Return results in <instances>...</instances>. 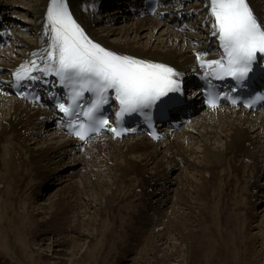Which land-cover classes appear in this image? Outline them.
Segmentation results:
<instances>
[{"label": "bare ground", "instance_id": "1", "mask_svg": "<svg viewBox=\"0 0 264 264\" xmlns=\"http://www.w3.org/2000/svg\"><path fill=\"white\" fill-rule=\"evenodd\" d=\"M25 1L28 5L26 14L34 21L30 28L40 32L47 0H23V3ZM251 2L264 19V0ZM0 6L5 12L0 11L6 14L8 8L15 7L8 0H0ZM120 16V20L109 26L91 27L92 33L117 50L171 62L183 72L195 66L191 46L201 39V27L195 28L197 33H186L184 37L183 33L154 18L136 20L125 13ZM205 22L209 25L208 34L212 31L208 16ZM14 27L19 28V25L14 23ZM147 33L150 34L144 40ZM16 37L28 48L21 51L20 43L14 46L16 50L12 48L21 56L19 60L29 50L33 53L40 48L39 42L29 40L21 32ZM203 38L208 39L207 36ZM9 51L7 48L0 52V64L14 68L19 62L9 55ZM38 116L39 110L0 96V166L4 170L0 178L10 190L8 200L16 208L14 210L22 208L20 212L26 213L27 219L32 222L48 217L54 219L61 211L58 199L50 201L49 198L42 206L37 203L39 206L34 207L31 198H37L35 191L38 188H48L50 184L57 192L64 184L60 181L66 176L62 181L75 182L70 183L67 191L60 190L63 192L57 196L67 204L70 213L66 230H78L77 235L89 243L93 240L86 228L96 224L91 215L99 211L108 214L107 206L120 207L130 203L134 207L128 214L135 216L133 222L138 224L137 227H127L130 221L125 219L113 224L119 225V230L130 228L129 235L134 234V239H138L135 240L137 247L133 244L124 246V254L118 258L114 256L119 264H133L137 260L144 264H214L217 258H221L217 262L222 264H247L248 260L264 264V209L259 214L254 212L258 202L264 200V188L261 187L264 181L255 183L258 177L264 178V111L255 114L233 109H224L218 114L202 112L191 124L161 142L155 143L141 135L122 141L102 139L83 153L74 152V141L53 124H48V118L44 120ZM42 129H45L43 134L40 133ZM77 162L81 165L88 162L78 179L70 171ZM174 170L180 171V182L172 196V187L174 189L173 184H176L172 177ZM212 196H215L221 223L206 222H212ZM137 210L142 212V217L135 214ZM148 212H152L154 219ZM43 221L37 224L42 226L40 232L25 226L30 233L25 239L27 248L19 245L23 251L16 248L18 245H10L9 241L4 244L0 238V256L6 258L7 254H15L16 261L22 260L17 263L6 258L9 264L42 262L45 255L33 245L54 234L49 225L51 221ZM220 224L222 228L219 229ZM60 229H56L57 234L53 237L62 234ZM67 238H54L46 249L47 259L56 258L55 264H62L69 258L72 261V257L80 261V248L68 252L64 249ZM28 242L33 245L29 247ZM239 244H250L247 256H238L229 248Z\"/></svg>", "mask_w": 264, "mask_h": 264}, {"label": "snow or ice", "instance_id": "2", "mask_svg": "<svg viewBox=\"0 0 264 264\" xmlns=\"http://www.w3.org/2000/svg\"><path fill=\"white\" fill-rule=\"evenodd\" d=\"M206 7L212 35L218 37L222 53L219 59L202 61L201 66L213 69L217 78L231 77L240 84L251 79L250 72L264 76V21L257 18L249 0H207ZM46 34L50 42L40 59L47 63L43 68L35 60L22 65V71L15 73L16 79L27 78L31 83L39 79L32 75L34 72L54 73L70 89L71 105L60 103L58 107L79 140L85 141L90 133L108 127L103 106L108 103L110 91L120 104L118 117L151 108L157 102L161 108L179 102V95L169 94L181 93V73L163 63L117 54L94 42L73 17L67 0H50ZM201 55L198 53V58ZM85 92L93 99L82 104ZM258 99L264 102V96ZM208 103L217 106L214 99ZM109 130L121 135L115 127Z\"/></svg>", "mask_w": 264, "mask_h": 264}, {"label": "rangeland", "instance_id": "3", "mask_svg": "<svg viewBox=\"0 0 264 264\" xmlns=\"http://www.w3.org/2000/svg\"><path fill=\"white\" fill-rule=\"evenodd\" d=\"M8 2L11 5L15 6L14 9H13V7H11L13 9V10H11L12 12L14 11L16 14H21L18 17H19V19H21V22L23 23V26H28L26 24L27 21L31 22V18L29 17V14L26 15V11H27L26 7H28V5H24L23 0H8ZM21 3H23V4H21ZM19 4H21L22 6H26V7H21V6H19ZM19 7H20V9H19ZM11 11H9V12H11ZM14 12H13V14H14ZM9 14H11V13H9ZM125 19L126 18H124L123 20H125ZM18 22H20V21L18 20ZM17 26H18V24H17ZM150 33L145 34L146 37H144V40H147V36H149L148 34H150ZM143 34H144V32L142 33V35ZM29 40H31V39H29ZM130 138H132V137H130ZM87 165H88V162H83V165H81L80 163L77 162L74 166H71V170L70 171H71V173L74 172L76 178L78 179L79 175L83 171L82 169L86 170ZM0 169H1L0 170V172H1L0 176H2L4 170H3V168L1 166H0ZM174 172L175 173L172 172V177L174 178V181L176 182V184H173L174 189L172 187V191H171V195L172 196L176 192V188H178L177 185L180 182V176H179L180 171L178 170V172H177V170H174ZM53 177L55 178L54 175H53ZM63 179H66V176H64ZM260 179L262 181H264L263 180L264 178H262V176H261ZM62 180L60 181V183L64 182L63 186L64 185L65 186L64 187L62 186V188L60 190H63V191L64 190L67 191L69 189V187L71 186L70 183H75V182H70V179H69V181L68 180L62 181ZM48 181H51V180H48ZM0 182H3V180L1 178H0ZM0 185H2L1 186L2 188H0V228L2 229V230L0 229V236H1L0 238H1V240H2V242L4 244L7 245L8 244L7 242L9 241L10 245H13V246H17L18 245V247H16V248H18V249L23 251V248L19 247V245L27 248V244L25 242V239H26V235L28 236V234L30 233L28 231V228H31V230L36 228L40 232L41 229H42V226H38L37 224L42 222L43 220H44L43 222H45V221L50 222L51 221V224H49V225H51L53 227V229H54V234L53 235L57 234L56 229L59 230L60 228H62V232H60L62 234H60V235L58 234L57 236H54V237H53V235H52V237H51V235H49V237L45 236L42 240L36 241L34 245L28 242V246L29 245H33V246L37 247V250L45 255V257L42 259V262H40V263H30V264H51V263L55 264L56 258L53 257V259H52V258L48 257V259H47V257H46V254H47L46 249L49 248V246H50L51 242H53L54 238L59 239L62 236L63 237H65V236L68 237L67 240H68L69 243L66 241L63 244L64 249L66 250V252H68L70 249L73 251L74 248H76L78 250L81 249L80 251H82V252H80V256L78 257L80 261H78V260H76V259H74L72 257V261H69L70 260V258H69L68 260H66L62 264H95L96 263V259L94 258V255L96 254L97 251H101L103 253L102 256L104 255V256L108 257L106 259L107 260L106 264H119L120 262L118 263L116 261V258H118L122 254H124L123 252H124V248L126 246H128L130 244H133V246L135 245L134 247H137L136 246L137 242H135V240H138L137 237H135V239H134V236H135L134 234L133 235L131 234L133 236V238H132L131 235L127 234V233H130L129 232L130 228H122L121 230H119V229H117V227L113 226L114 222L120 223V222H122V219H125L126 221H130V223H127V227H130V226L137 227L138 226V224L136 222H133V220H135V216L131 215V214H128L129 212H131L134 209V207L130 203H127V204H125L123 206H120V207L107 206L109 208L108 214L105 211H103V212L99 211V212L95 213V215L94 214L91 215V216H94L95 219H93V221H95L96 224H93V226L89 225L88 229L86 227H84V228H86V230H89V233L91 234V237H92V240H93L92 242L90 241L91 243H89V241H86L87 239L77 235V234H79L78 230H73V232L70 231V230H66L67 229L66 226H65L67 224L66 220H67V217H70L69 216L70 213H69L68 209L65 206L67 204L61 198H58L60 193L63 192V191L58 190L56 192V188H54L53 185L50 184V185H48V188L45 187L42 190L40 189L38 191V195L39 196L37 195L36 196L37 198H33V197L31 198L33 200V205H35L34 207H37V205L39 206V204H37V203H40V206H42L44 204V202L46 203L49 198H50V201L58 199V207H59L58 209L61 210L54 217V219H51V217H48V218H45V219L43 218L41 220L40 219L37 220L39 222L33 221L34 222L33 223L30 219H27V217H29V216L26 213L24 214V213L20 212V211H23L22 208H20V210H17V211L14 210L16 208L13 205H11V203L8 200V196L10 194V190L7 187H5L4 182H3V184L0 183ZM261 187L264 188V182L261 183ZM4 188H6V189L4 190ZM217 189H219V188H217ZM210 195H212V192L210 193ZM210 200H211L210 203L212 205V209H211L212 222L211 221H206V222L213 223L214 221H218L219 223H221V220H222L221 219V214L219 213V211H218V209L216 207L215 196H212L210 198ZM258 203L259 204H258L256 210L254 211L255 214L256 213L259 214V212H261L264 209V207H263L264 206V200H262L261 202H258ZM148 213H149V216L152 217L151 216L152 212H148ZM103 214H106L107 216L103 215ZM135 214L138 217H140V216L142 217V212L140 210H137L135 212ZM25 215H27V216H25ZM91 216H89V218H92ZM110 218H111V220H110ZM109 223H111L112 228H110V224ZM25 226L28 227V228H26ZM60 226H62V227H60ZM7 227H8V229H7ZM220 228H222V224L219 225V229ZM9 229H10V231H9ZM77 231H78V233H77ZM2 233L4 235H2ZM125 234H127V235L125 236ZM231 234L228 235V237L231 236ZM11 235H13V236H11ZM5 236H7V238H8V239L6 238L7 241L5 240ZM11 239L13 241H11ZM143 240H144V238H142L140 240V245H141V242ZM37 242H38V244H37ZM249 245L250 244H247V246L246 245L244 246L243 244H239L237 246H231L229 248H231L233 250V252H235L236 255H238V256H247L249 254V249H248ZM122 246H123V248H122ZM261 247H263V245H261ZM113 252H115L114 254L116 255V258L113 257ZM5 253L7 254L8 252H5ZM87 253H89L90 256L87 255ZM84 256H85L86 259L84 258ZM102 256H97L98 264H105V261L102 260L103 259ZM15 257H16L15 254H11V255L7 254L6 255V258L8 260L12 261V262L16 261ZM6 258L0 256V259H2V260L5 259V260H3L5 262L7 261ZM30 259H32V258L30 257ZM220 259L221 258H217L215 260L214 264H222L220 262L219 263L217 262ZM137 261L138 262L134 261L133 264L134 263H136V264H144V262H142V261H140V262H139V260H137ZM16 262L17 263H22V260H17ZM7 264H9V263H7ZM247 264H255V262L253 260H248Z\"/></svg>", "mask_w": 264, "mask_h": 264}]
</instances>
